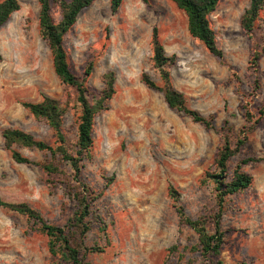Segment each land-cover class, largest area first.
I'll return each instance as SVG.
<instances>
[{"label":"rangeland","instance_id":"1","mask_svg":"<svg viewBox=\"0 0 264 264\" xmlns=\"http://www.w3.org/2000/svg\"><path fill=\"white\" fill-rule=\"evenodd\" d=\"M3 0H0V2ZM20 10L0 29V195L13 204H28L44 219L65 226L76 204L62 178L51 181L36 163L47 154L14 146L33 163H18L5 145L3 131L20 129L36 139L55 143L52 129L23 106L43 96L68 105L64 131L76 142L81 108L74 89L65 86L53 67L47 42L39 32L38 0H19ZM250 0H222L211 16L223 57L211 54L189 33L187 14L170 0H123L114 12L112 0H96L85 9L66 35L65 47L73 72L83 77L89 63L95 67L90 87L99 92L105 75L116 74V94L95 121L94 160L84 162L83 179L101 194L90 217L88 248L103 253L86 254L92 264H210L198 248V235L180 222L170 190L177 191L179 205L191 219L206 218L210 231L219 212L214 184L205 181L215 171L224 146V126L237 147L248 110L253 130L231 158L229 176L236 169L250 174L252 186L227 197L220 259L224 264H264V17L248 35L241 19ZM56 22L59 7L53 8ZM158 28L168 56L177 62L169 68L174 87L188 106L213 117L214 128L172 110L161 92L141 80L147 73L163 85L154 67L151 36ZM261 53L259 66L251 64ZM257 81L259 84H257ZM62 169L69 172L63 164ZM61 179V180H60ZM113 179V180H111ZM175 247L174 252L170 249ZM49 238L27 217L0 208V264H56Z\"/></svg>","mask_w":264,"mask_h":264},{"label":"trees","instance_id":"2","mask_svg":"<svg viewBox=\"0 0 264 264\" xmlns=\"http://www.w3.org/2000/svg\"><path fill=\"white\" fill-rule=\"evenodd\" d=\"M96 0H38L39 32L47 42L53 58V67L61 82L76 92L77 103L81 113L77 126V137L74 144H70L64 131L65 117L69 111L67 104L59 99L50 96H43L37 103L25 102L23 106L37 120L45 122L53 131L55 143L50 144L38 140L33 134L20 129L7 128L3 131L5 145L12 151L13 159L18 163H33L14 149V146L38 150L47 154L48 158L36 163L53 181L55 178H62L65 189L76 204V211L65 226H57L44 219L42 214L28 204H13L3 200L0 195V208H7L20 213L33 222L38 229L49 238V251L57 258L56 264H92L86 260V254L103 253L102 247L88 248L85 246V238L91 231L90 217L93 214V206L101 194H97L83 179L84 162L94 160V127L96 118L108 109V103L116 94V74L108 72L103 90L96 92L89 85V77L93 73L95 64L89 63L84 76H77L71 69L68 52L65 47L66 35L74 28L79 15L89 8ZM179 9L183 10L188 17V28L190 35L202 42L208 51L218 58L223 57L222 50L218 47L217 36L211 23V16L218 8L222 0H170ZM123 0H112V10L116 12L122 5ZM59 7L61 20L56 22L53 17V8ZM21 8L19 0H3L0 2V29L11 19L12 15ZM264 17V0H250V6L241 19V27L246 34L250 35L258 21ZM153 51V65L160 72L163 85H158L147 74L143 73L141 80L150 89L163 94L165 102L172 110L185 114L197 123H202L208 128H214L213 117H205L197 110L188 106L187 98L179 92L173 84L169 68L177 62L175 55L168 56L165 46L160 38L158 28H154L151 36ZM261 53L256 52L251 64L257 68ZM2 56L0 55V61ZM257 84L259 82L257 81ZM264 115V110L260 112ZM246 121L252 124L242 131V138L239 139L237 147H233L229 133L232 128L224 126L226 135L222 149L219 151L215 161V171H207L205 181L213 183L217 193L219 212L213 217L214 230L210 231L206 218L196 220L189 218L184 208L179 205L177 191L170 190L171 196L176 203V209L183 225L191 227L198 235V248L201 254L210 261V264H224L220 259L222 246L225 239V231L222 229V216L224 203L229 196L237 195L249 189L254 178L240 169H236L230 177L228 164L235 156L242 145L248 139L254 126V116L250 110L246 112ZM250 162H264V158H249L243 164ZM65 164L69 172L62 169ZM61 180V179H60ZM113 180V179H111ZM175 247L170 249L174 252Z\"/></svg>","mask_w":264,"mask_h":264}]
</instances>
